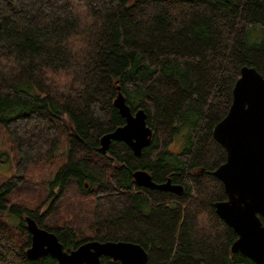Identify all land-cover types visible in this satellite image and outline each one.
Listing matches in <instances>:
<instances>
[{
	"label": "trees",
	"instance_id": "16d2710c",
	"mask_svg": "<svg viewBox=\"0 0 264 264\" xmlns=\"http://www.w3.org/2000/svg\"><path fill=\"white\" fill-rule=\"evenodd\" d=\"M244 65L264 76V0H0V125L16 151L0 185V264H58L27 258V216L66 251L122 241L146 264H255L230 251L237 235L214 207L227 198L214 175L226 150L212 130ZM119 92L153 131L140 156L121 141L100 150L125 123ZM61 116L73 128L63 163L14 202L28 168L55 157ZM136 170L183 191L139 186Z\"/></svg>",
	"mask_w": 264,
	"mask_h": 264
},
{
	"label": "water",
	"instance_id": "95a60500",
	"mask_svg": "<svg viewBox=\"0 0 264 264\" xmlns=\"http://www.w3.org/2000/svg\"><path fill=\"white\" fill-rule=\"evenodd\" d=\"M114 106L125 119L124 125L100 138L106 154L111 142L121 141L140 156L150 145L153 131L147 126L143 109L130 110L122 93ZM213 138L226 150V160L214 172L223 183L226 200L214 204L217 215L237 235L230 251L239 252L255 264H264V76L253 66L244 65L232 90V102L225 117L212 130ZM136 184L164 192L181 193L182 185L170 180L156 183L144 170L133 173ZM30 235L26 256L31 260L49 255L58 264H100L109 257L121 264H146L147 252L133 242L90 240L66 251L57 236L30 217H25Z\"/></svg>",
	"mask_w": 264,
	"mask_h": 264
},
{
	"label": "rangeland",
	"instance_id": "374dc122",
	"mask_svg": "<svg viewBox=\"0 0 264 264\" xmlns=\"http://www.w3.org/2000/svg\"><path fill=\"white\" fill-rule=\"evenodd\" d=\"M261 38L260 34L257 36L251 37L250 41L254 42ZM62 128V131L59 147L55 153V157H50L39 164L31 165L28 168L27 174L23 177V187L19 190V192H15L12 197L14 202L25 201L32 195H34L37 191L36 185H40L41 182H46L50 180L58 167L63 163L62 154H65L66 145H68L67 138L70 133L73 132L72 125L70 127V121L66 116H61V119L58 121ZM177 139V138H176ZM181 147L179 140H175L171 145L170 149L172 151H178ZM16 151L15 146L10 137L8 136L5 129L0 125V185L10 179V177L16 174ZM28 182H32L34 184V188L31 191V194L26 193L24 186L27 185ZM83 199V198H82Z\"/></svg>",
	"mask_w": 264,
	"mask_h": 264
}]
</instances>
